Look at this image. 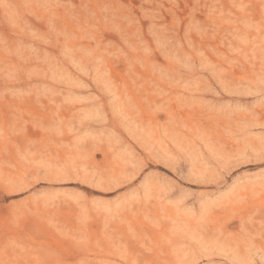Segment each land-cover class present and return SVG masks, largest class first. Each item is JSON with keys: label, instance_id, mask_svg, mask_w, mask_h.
Instances as JSON below:
<instances>
[{"label": "rangeland", "instance_id": "rangeland-1", "mask_svg": "<svg viewBox=\"0 0 264 264\" xmlns=\"http://www.w3.org/2000/svg\"><path fill=\"white\" fill-rule=\"evenodd\" d=\"M0 264H264V0H0Z\"/></svg>", "mask_w": 264, "mask_h": 264}]
</instances>
